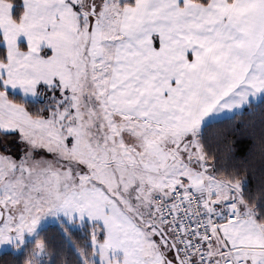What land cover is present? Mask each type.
Returning <instances> with one entry per match:
<instances>
[{
    "label": "snow or ice",
    "instance_id": "snow-or-ice-1",
    "mask_svg": "<svg viewBox=\"0 0 264 264\" xmlns=\"http://www.w3.org/2000/svg\"><path fill=\"white\" fill-rule=\"evenodd\" d=\"M261 93L264 0H0V264H264L200 139Z\"/></svg>",
    "mask_w": 264,
    "mask_h": 264
},
{
    "label": "trees",
    "instance_id": "trees-1",
    "mask_svg": "<svg viewBox=\"0 0 264 264\" xmlns=\"http://www.w3.org/2000/svg\"><path fill=\"white\" fill-rule=\"evenodd\" d=\"M200 139L209 156L215 158L209 161L215 170L234 172L242 181L243 196L264 210V153L259 150L264 143V96L238 113L205 124L200 129ZM229 141L232 152L227 160H222L221 152ZM44 235L53 244L67 249L55 225L48 226ZM83 236V232L74 235L73 243H83Z\"/></svg>",
    "mask_w": 264,
    "mask_h": 264
},
{
    "label": "crops",
    "instance_id": "crops-1",
    "mask_svg": "<svg viewBox=\"0 0 264 264\" xmlns=\"http://www.w3.org/2000/svg\"><path fill=\"white\" fill-rule=\"evenodd\" d=\"M262 96H264V93L257 94L256 96L251 97L249 100H247L244 103L240 104L239 106L235 107L233 110H231V111H225L223 113L217 114V115L209 118L205 122V124H207V123H209L211 121H214V120H217V119H221V118H224V117H229V116H231V115H233L235 113H238V112L242 111L248 104H250V103H256V102L260 101V99L262 98Z\"/></svg>",
    "mask_w": 264,
    "mask_h": 264
}]
</instances>
